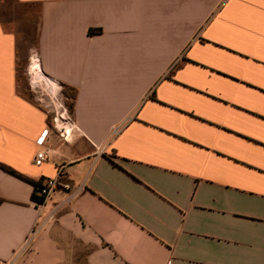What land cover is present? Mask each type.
I'll return each instance as SVG.
<instances>
[{
  "label": "crops",
  "instance_id": "1",
  "mask_svg": "<svg viewBox=\"0 0 264 264\" xmlns=\"http://www.w3.org/2000/svg\"><path fill=\"white\" fill-rule=\"evenodd\" d=\"M31 47L75 89L65 140L18 86ZM0 164L69 186L0 169L5 264H264V0H0Z\"/></svg>",
  "mask_w": 264,
  "mask_h": 264
},
{
  "label": "rangeland",
  "instance_id": "2",
  "mask_svg": "<svg viewBox=\"0 0 264 264\" xmlns=\"http://www.w3.org/2000/svg\"><path fill=\"white\" fill-rule=\"evenodd\" d=\"M16 11H19V7L13 8ZM3 19L5 20V24L7 28L11 31H14L18 38L19 44L21 43L24 47L28 44L33 43V37L30 30L27 31L28 20L23 16L11 15V14H3ZM31 21V20H30ZM33 22H30L32 26ZM30 26V27H31ZM30 56L31 63L29 65L26 64L27 58ZM24 66L23 68H17V77H18V86L21 91L27 95L26 97H30L31 100L38 104L41 108L47 111V115L50 119L54 110L59 108L61 104L69 114L68 111V103L69 99L65 98L61 94V86L59 92L55 95L58 87L56 83L52 80H49L45 76H43L37 66V51L36 48L31 47L29 50H26L24 53ZM23 65V64H22ZM26 67V69H24Z\"/></svg>",
  "mask_w": 264,
  "mask_h": 264
},
{
  "label": "built area",
  "instance_id": "3",
  "mask_svg": "<svg viewBox=\"0 0 264 264\" xmlns=\"http://www.w3.org/2000/svg\"><path fill=\"white\" fill-rule=\"evenodd\" d=\"M37 60H38V58H37ZM49 80H51V79H49ZM56 85H57L58 89H57L55 95L59 92V89H60V87L57 83H56ZM49 122H50V126L54 130H56V132L59 134V136L61 138H63L64 140L71 134L72 130L76 129L75 125H74V123L70 117V114L67 113L66 109L64 107H62L61 104L59 105L58 109L54 110L52 116L49 119ZM44 133H45V130L36 140V145H38L39 147L42 146ZM49 152H50L49 148L39 149L35 153V156L33 158V163L35 165H40L41 163H43ZM61 175H62V172L60 169H58L57 175L55 178H47V179H44L40 182L39 188H38V195L41 198H43V200L49 198L57 190L69 189V186L66 183L60 181ZM0 264H5V263L0 260Z\"/></svg>",
  "mask_w": 264,
  "mask_h": 264
},
{
  "label": "trees",
  "instance_id": "4",
  "mask_svg": "<svg viewBox=\"0 0 264 264\" xmlns=\"http://www.w3.org/2000/svg\"><path fill=\"white\" fill-rule=\"evenodd\" d=\"M100 30L99 29H89L88 30V34L89 35H92L94 33H99ZM31 63V59L29 58V62H28V65ZM61 86V94L69 99V103H68V111H69V114L72 113L73 111V106H74V100H75V89L72 88V87H69L65 84H60ZM0 169L3 170L4 172L22 180V181H25L27 182L28 184H30L32 187H33V190H32V193H31V199L33 201H35L36 203H42L43 202V198H41L39 195H38V188H39V183H35L33 182L32 180L28 179L27 177L19 174L18 172L12 170L11 168L7 167V166H4V165H1L0 164Z\"/></svg>",
  "mask_w": 264,
  "mask_h": 264
}]
</instances>
